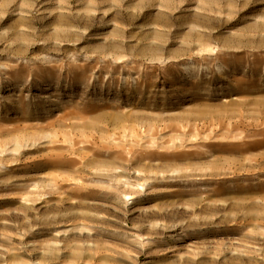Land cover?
Returning <instances> with one entry per match:
<instances>
[{"label": "rangeland", "instance_id": "rangeland-1", "mask_svg": "<svg viewBox=\"0 0 264 264\" xmlns=\"http://www.w3.org/2000/svg\"><path fill=\"white\" fill-rule=\"evenodd\" d=\"M0 264H264V0H0Z\"/></svg>", "mask_w": 264, "mask_h": 264}]
</instances>
